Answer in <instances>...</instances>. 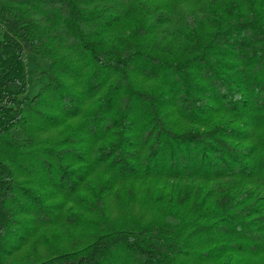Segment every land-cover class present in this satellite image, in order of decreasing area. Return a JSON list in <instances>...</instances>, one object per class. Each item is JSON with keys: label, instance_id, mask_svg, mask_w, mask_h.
I'll list each match as a JSON object with an SVG mask.
<instances>
[{"label": "trees", "instance_id": "trees-1", "mask_svg": "<svg viewBox=\"0 0 264 264\" xmlns=\"http://www.w3.org/2000/svg\"><path fill=\"white\" fill-rule=\"evenodd\" d=\"M197 1L0 0V264H264V0Z\"/></svg>", "mask_w": 264, "mask_h": 264}, {"label": "rangeland", "instance_id": "rangeland-1", "mask_svg": "<svg viewBox=\"0 0 264 264\" xmlns=\"http://www.w3.org/2000/svg\"><path fill=\"white\" fill-rule=\"evenodd\" d=\"M152 2L160 1V0H150ZM170 5H175L178 6L179 8L185 6V7H190V6H195L197 4V0H174L171 2V0H167ZM27 57V77H28V82H29V88L31 89L32 85V79H33V74L35 72V69L37 67V63L35 61V56L31 52H27L26 54ZM30 248V247H29ZM28 247L22 248L17 254L19 258L23 257L24 252H30V249Z\"/></svg>", "mask_w": 264, "mask_h": 264}]
</instances>
